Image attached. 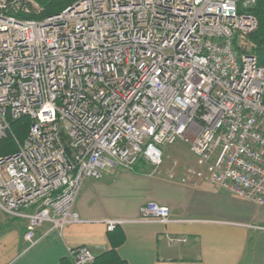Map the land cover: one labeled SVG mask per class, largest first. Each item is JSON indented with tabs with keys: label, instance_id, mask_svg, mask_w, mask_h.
<instances>
[{
	"label": "built area",
	"instance_id": "2783aa9c",
	"mask_svg": "<svg viewBox=\"0 0 264 264\" xmlns=\"http://www.w3.org/2000/svg\"><path fill=\"white\" fill-rule=\"evenodd\" d=\"M260 1L79 0L34 20L0 0V143L17 149L0 156V211L26 222L28 250L83 222L74 205L86 180L140 161L156 173L178 142L198 164L186 177L264 207V68L250 40ZM23 118L20 140L12 123ZM139 215L174 222L156 202ZM68 258L96 257L83 246Z\"/></svg>",
	"mask_w": 264,
	"mask_h": 264
},
{
	"label": "crops",
	"instance_id": "0c3cea01",
	"mask_svg": "<svg viewBox=\"0 0 264 264\" xmlns=\"http://www.w3.org/2000/svg\"><path fill=\"white\" fill-rule=\"evenodd\" d=\"M178 165L163 163L155 173L140 161L132 170L86 180L74 205L83 222L51 233L29 250L26 222L0 211L11 220L0 233V264H62L69 249L83 246L95 257L115 249L127 264H264V207L175 172ZM149 202L169 207L174 222H137L140 207ZM109 221L120 222L114 227L116 243ZM120 238L124 241L117 245ZM169 238L187 243L171 244Z\"/></svg>",
	"mask_w": 264,
	"mask_h": 264
},
{
	"label": "trees",
	"instance_id": "16d2710c",
	"mask_svg": "<svg viewBox=\"0 0 264 264\" xmlns=\"http://www.w3.org/2000/svg\"><path fill=\"white\" fill-rule=\"evenodd\" d=\"M40 7L41 11L39 14H31V15H20V18L23 19H34V20H44L50 16L60 13L64 9L72 6L79 0H34ZM252 13L258 19V28L257 31L250 36V40L252 43L256 45V51H261L264 49V3L259 2ZM258 56V55H257ZM31 125V121L28 118H23L21 120L15 121L12 123V131L14 135L23 140L27 134L29 127ZM17 149L13 142L12 138H8L0 143V156H7L10 154L16 153ZM117 227L113 230L114 233L111 235V243L114 242V236L117 232ZM123 238H120L117 241V245H121L123 243ZM116 243V242H114ZM62 264H74L70 259H65L62 261ZM93 264H127L123 261L117 254L115 249L103 253L100 256L95 258Z\"/></svg>",
	"mask_w": 264,
	"mask_h": 264
},
{
	"label": "rangeland",
	"instance_id": "374dc122",
	"mask_svg": "<svg viewBox=\"0 0 264 264\" xmlns=\"http://www.w3.org/2000/svg\"><path fill=\"white\" fill-rule=\"evenodd\" d=\"M16 3L13 4L10 9L14 11H19L20 15H31V14H39L41 11V7L34 1L31 0H15ZM19 8V9H18ZM28 11V12H24ZM24 12V13H23ZM258 55V59L260 65L264 68V49L261 51H255ZM164 168H171L172 162L175 164L177 161L179 163L178 167L175 168V172L178 173H186L184 167H189V169H197V160L190 153L189 147L184 142H178L175 145L164 147ZM5 216L0 213V233L5 230L4 225L8 224L9 220ZM14 224V222H13Z\"/></svg>",
	"mask_w": 264,
	"mask_h": 264
}]
</instances>
